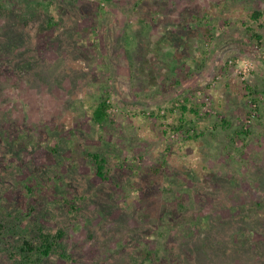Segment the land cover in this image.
<instances>
[{"label": "rangeland", "instance_id": "1", "mask_svg": "<svg viewBox=\"0 0 264 264\" xmlns=\"http://www.w3.org/2000/svg\"><path fill=\"white\" fill-rule=\"evenodd\" d=\"M72 1L48 30L0 13V61L35 56L0 70V241L62 229L69 259L44 264H264V0ZM178 94L197 137L150 114Z\"/></svg>", "mask_w": 264, "mask_h": 264}, {"label": "trees", "instance_id": "2", "mask_svg": "<svg viewBox=\"0 0 264 264\" xmlns=\"http://www.w3.org/2000/svg\"><path fill=\"white\" fill-rule=\"evenodd\" d=\"M98 1L100 2V0ZM72 2V4H76L77 0H73ZM136 2L140 1L137 0ZM58 4L59 3H57V0H18V2L16 0H0V13L7 14L13 12L14 10H17V14L19 15V17H21L20 19H25L24 24L27 25V22L29 20L31 22L34 16L42 12V22L44 25L43 29L48 30L51 29L57 23H59V21L63 20L62 16H60V13L58 11ZM55 15L57 16V18H55ZM258 16H260L259 11L253 12L254 19H257ZM128 24L129 22H127V24H123V27H126ZM133 27L135 28V25ZM127 28L129 29L130 27L127 26ZM207 33L208 30H205V35ZM12 34L13 32L11 31L9 33L8 39L11 40V38H13ZM135 54H137V50L133 51V56ZM34 57L35 56L33 51L28 53L25 59L19 58L15 55V57H13L10 61L9 65V61L5 63L0 61V70L6 71L7 69L12 67H15V69L17 70L19 67L16 66L15 63L19 62V60H25L23 63V67H25V70L27 71L30 69L31 65H34ZM180 95L181 94L175 95L170 101L162 105V108L158 109L157 111L152 110L150 114L152 113V115H155L157 118L168 117L169 119L170 117L171 120L169 124L167 126L165 124L166 128H168V126H171V129H175L178 131L181 130L183 131V133L185 132L186 136L189 138L197 137L198 135L202 134V132H198L195 129V123L192 121V117L189 114L191 113L194 116L198 117L200 104L192 103L187 95H185L181 99ZM252 100L257 101L255 96ZM110 107L111 106L107 98L104 96H100L96 104L91 109V121L94 124H98L100 126H103L108 123L110 120ZM143 113H145V111ZM147 114H149V112H147ZM161 125H164V123H161ZM166 128H164V132L167 131ZM248 130L249 128H246V130H240L238 131V133L244 134L247 133ZM232 148H235V145L232 146ZM88 155L91 157L94 163L96 169L95 174H97V176H99L101 179H105V158L101 156V154H99L98 152H88ZM70 205L71 208L75 209L73 203H70ZM25 221L26 219L23 222ZM27 223L25 225L26 227H29ZM12 226H14V228L11 227L12 230H15V227L18 229L20 228V223L16 222L12 224ZM6 228V223L0 220V236L3 235V232H5ZM25 232L23 235H19L20 238L17 242L4 243V241H0V252L7 253L10 258L17 256V258L14 260L15 264H44L46 259L49 258L51 255L58 256L61 259H69V254L65 250L64 245L59 242V239L63 236L64 233L62 229H58L54 233H49L37 229V233H35L34 235L32 234L33 236H29ZM132 264H169V262L165 260L164 255H159L156 250L146 248L142 250L141 258L134 259Z\"/></svg>", "mask_w": 264, "mask_h": 264}]
</instances>
